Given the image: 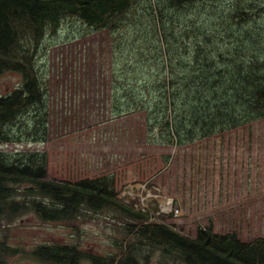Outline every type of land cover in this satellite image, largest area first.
I'll use <instances>...</instances> for the list:
<instances>
[{"label": "trees", "instance_id": "trees-1", "mask_svg": "<svg viewBox=\"0 0 264 264\" xmlns=\"http://www.w3.org/2000/svg\"><path fill=\"white\" fill-rule=\"evenodd\" d=\"M67 21L83 36L111 35L110 110L141 115L147 143L181 150L264 120V0H0V75L21 79L0 95V143L48 140L36 57ZM47 163L43 153H0V223L34 213L73 226L112 212L124 219L116 251L97 256L72 244L28 253L2 238L0 264L20 253L41 264H264L263 237L241 241L211 226L186 236L168 217L151 220L120 202L113 175L56 182Z\"/></svg>", "mask_w": 264, "mask_h": 264}, {"label": "rangeland", "instance_id": "rangeland-1", "mask_svg": "<svg viewBox=\"0 0 264 264\" xmlns=\"http://www.w3.org/2000/svg\"><path fill=\"white\" fill-rule=\"evenodd\" d=\"M84 31L67 21L57 34L46 35L36 57L46 82L48 140L0 143V153L46 154L47 179L56 182L113 175L118 200L124 188L148 183L174 200L179 215L166 223L189 237L211 226L213 233H234L241 241L264 238V120L181 150L151 145L141 115L111 113V35L83 36ZM20 80L16 73L1 74L0 95L11 93ZM150 203L155 213L157 206ZM111 213L79 219L73 226L27 213L11 223L2 221L0 239L28 253L41 245L77 244L104 256L116 251L114 241L122 236L124 219L116 215L113 220ZM9 263L41 264L23 253Z\"/></svg>", "mask_w": 264, "mask_h": 264}, {"label": "built area", "instance_id": "built-area-1", "mask_svg": "<svg viewBox=\"0 0 264 264\" xmlns=\"http://www.w3.org/2000/svg\"><path fill=\"white\" fill-rule=\"evenodd\" d=\"M125 205H132L135 211L143 215H149L151 220L154 217H174L179 215L178 209L174 206V200L168 197H162L159 190L148 188V183L137 187H128L118 195ZM150 200H153L157 208L154 211L150 208Z\"/></svg>", "mask_w": 264, "mask_h": 264}]
</instances>
